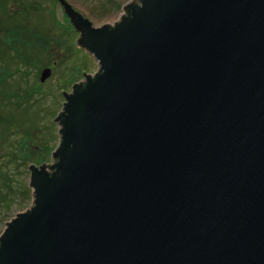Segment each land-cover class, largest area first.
Returning <instances> with one entry per match:
<instances>
[{"label": "water", "instance_id": "95a60500", "mask_svg": "<svg viewBox=\"0 0 264 264\" xmlns=\"http://www.w3.org/2000/svg\"><path fill=\"white\" fill-rule=\"evenodd\" d=\"M58 1L99 73L65 92L0 264H264V0H141L99 27Z\"/></svg>", "mask_w": 264, "mask_h": 264}, {"label": "rangeland", "instance_id": "374dc122", "mask_svg": "<svg viewBox=\"0 0 264 264\" xmlns=\"http://www.w3.org/2000/svg\"><path fill=\"white\" fill-rule=\"evenodd\" d=\"M66 1L99 27L135 0ZM79 36L58 0H0V236L34 206L30 166L54 164L65 92L98 69ZM47 68L52 75L41 82Z\"/></svg>", "mask_w": 264, "mask_h": 264}, {"label": "flooded vegetation", "instance_id": "af4514ba", "mask_svg": "<svg viewBox=\"0 0 264 264\" xmlns=\"http://www.w3.org/2000/svg\"><path fill=\"white\" fill-rule=\"evenodd\" d=\"M134 2H136V5H138L140 4L141 0H135ZM124 14H126V12H124ZM98 73H99V69H97L94 73L84 75L85 80L81 83L79 82V83H76L74 86H72L71 91L69 92V95L75 92V88H76L75 86L85 85L87 82L88 76L95 77Z\"/></svg>", "mask_w": 264, "mask_h": 264}, {"label": "bare ground", "instance_id": "6f19581e", "mask_svg": "<svg viewBox=\"0 0 264 264\" xmlns=\"http://www.w3.org/2000/svg\"><path fill=\"white\" fill-rule=\"evenodd\" d=\"M5 17H6V15H5ZM7 17H8V15H7ZM6 17V18H7ZM14 16H13V14H9V18H13ZM86 18V17H85Z\"/></svg>", "mask_w": 264, "mask_h": 264}]
</instances>
